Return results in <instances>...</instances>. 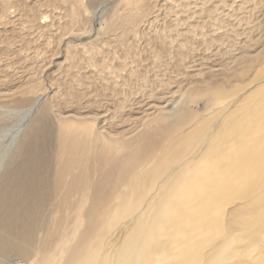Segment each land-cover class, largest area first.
<instances>
[{"label":"bare ground","instance_id":"bare-ground-1","mask_svg":"<svg viewBox=\"0 0 264 264\" xmlns=\"http://www.w3.org/2000/svg\"><path fill=\"white\" fill-rule=\"evenodd\" d=\"M189 1L0 0V264H264V0Z\"/></svg>","mask_w":264,"mask_h":264},{"label":"rangeland","instance_id":"rangeland-1","mask_svg":"<svg viewBox=\"0 0 264 264\" xmlns=\"http://www.w3.org/2000/svg\"><path fill=\"white\" fill-rule=\"evenodd\" d=\"M190 1H192V2H190ZM189 2L190 3H192V4H197V5H201L202 3H205L206 2V4L204 5V7H206L207 9H213V7H215V6H217V7H219L220 6V4H221V2L222 1H224V2H226V4H228L229 6H233L232 4L234 3V4H236L237 5V3H235V1L237 2V0H190ZM203 1V2H202ZM232 1H234L233 3H232ZM210 3H212V4H210ZM99 3H97V5H98ZM97 5H92L93 7H90L89 9H94V7H97ZM219 5V6H218ZM222 7V5L218 8V9H220ZM168 8H171V6L170 5H167L166 6V8H163V12L164 11H167V10H169ZM224 8V7H223ZM213 11V10H212ZM88 12L90 13V12H92L91 10H88ZM163 12H162V14H161V16L159 17V21L154 25L155 26V28H154V26L149 30V28H148V30L146 29L145 31H146V33H148L149 35H153V32H155V30L158 28V27H162V26H164V25H173V22L171 21V20H173L175 17H176V14H170L169 16H164L163 15ZM229 12V13H228ZM87 14L86 15V18L89 20V24L87 25V27H88V32H86L85 33V35L84 36H82L81 37V39L80 40H77L76 42H74L75 44L76 43H84V44H88V43H91V42H93L95 39H97L98 37H99V35H97V30L98 29H101V28H105V22L103 21V20H98V22L97 23H95V24H93V22H94V19L92 18V15H90V14ZM166 13V12H165ZM223 13H227L228 15H232V18L233 17H237L238 15H237V13L236 12H234V11H231V10H228V9H226V8H224V9H220L219 11H217V12H215V13H213L215 16H217V18H219V21L221 20V22H218L216 25H214L215 27V29L217 28V27H221V30H220V32H225L226 30H228L229 28H230V24H232L233 22H234V20H232V18H230V17H228V18H226V17H224L223 16ZM163 15V16H162ZM173 15V16H172ZM175 15V16H174ZM177 15H179V14H177ZM185 15V14H184ZM182 15H180V20H184V22H182V24L181 25H179V26H175L176 27V31H178V32H184L185 33V30H186V27L185 26H187V25H185L186 24V22H188V20H186L185 21V16H182ZM197 17V15H195V18ZM221 18V19H220ZM161 19V20H160ZM197 19V18H196ZM196 19L193 21V19H192V21H193V23L192 22H188L187 24H190V26H192L193 24L195 25V22H196ZM204 19V16L200 19V21H202ZM225 21H224V20ZM167 20V21H166ZM165 22V23H164ZM212 22V21H211ZM164 23V24H163ZM197 24V23H196ZM90 25H92V26H90ZM210 26H212L213 24L212 23H210L209 24ZM94 26V27H93ZM156 26H157V28H156ZM184 28V29H183ZM210 28H209V26L207 27V29H205L204 31H203V33L207 36V34H209L208 33V30H209ZM179 30H181V31H179ZM149 32H151V33H149ZM199 35H200V33H198ZM223 34V33H222ZM198 38V39H197ZM205 38H207V37H205ZM195 39L197 40V42H195V47H196V49L198 50L197 52H195L194 53V55H192V58H191V60L193 59V61H194V65H196V66H194V70L195 71H193V72H191V70L190 71H188V69H187V75H189V76H192V85H195L196 83H201V81L202 80H206V79H210V78H212L213 77V74H218V73H220L221 71H219V72H211L212 70L211 69H220L221 70V68L224 66V65H230V66H232V64H230V61H232L231 59H229L228 58V55H226L231 49L229 48H223V49H221V50H219L220 52H219V55H216L215 57H211L212 55H211V53H210V51L211 50H213V49H215L213 46H207V44L204 42V41H202V38H199L198 36H196L195 37ZM203 42V43H202ZM197 43H199V44H197ZM197 44V45H196ZM202 44V45H201ZM208 47H209V49H208ZM237 47L238 46H236L235 47V49H237ZM205 49H207V50H205ZM240 49H242V48H239L238 49V51L240 50ZM200 50V51H199ZM247 50V49H246ZM250 50H251V48H250ZM177 52H175V55L173 56V57H171V58H168V57H165V58H162V59H159V60H156V61H154V62H156V64H153V60L151 59V57H150V54L149 53H146V52H142V51H140L138 54L142 57V60H143V62L141 63L143 66H141L140 67V74H144L147 70H149V68H150V70H149V74L150 75H152V69H156L155 71H157L158 70V66H160L161 64H163V62L165 61V62H167L169 65H170V70L169 71H171V69H172V67H174V66H176V65H178V64H181L180 62V60L179 59H177V57H176V54ZM179 53V52H178ZM203 53H206V54H203ZM196 54V55H195ZM143 55V56H142ZM145 55V56H144ZM199 55H200V57H199ZM147 56V57H146ZM202 56V57H201ZM221 56V57H220ZM175 57V58H174ZM167 58V59H166ZM219 58V59H218ZM195 59V60H194ZM197 59V60H196ZM151 60H152V62H151ZM221 60V61H220ZM173 61V62H172ZM160 62V63H159ZM145 64V65H144ZM152 64V65H151ZM149 66V67H148ZM185 66V65H184ZM206 67V68H205ZM215 67V68H214ZM196 68V69H195ZM198 68V69H197ZM208 68V69H207ZM143 69V70H142ZM200 70V71H199ZM51 71V70H50ZM143 71H145V72H143ZM151 72V73H150ZM196 72V73H195ZM209 72V73H208ZM50 73V72H49ZM194 73V74H193ZM47 74H48V72H47ZM198 74V75H197ZM200 74V75H199ZM194 75V76H193ZM207 75V76H206ZM219 77V76H218ZM217 77V78H218ZM45 83H48V82H45ZM150 91H148V93H149ZM144 94H147L146 92L144 93ZM133 97V96H132ZM11 112V113H10ZM13 113H15V112H13V111H11V110H9V109H6V108H3V109H1L0 110V131H1V133H0V152H1V150L4 148V146L5 145H7L8 143H9V137L7 138V137H1L2 136V134L4 133V131L5 130H7V129H10V128H12V127H14V125L17 123V121H18V118H19V112H17V113H15V114H13ZM2 119V120H1ZM16 120V121H15ZM3 147V148H2Z\"/></svg>","mask_w":264,"mask_h":264}]
</instances>
